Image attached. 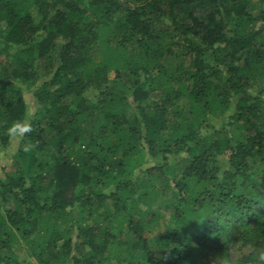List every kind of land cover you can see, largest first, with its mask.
Instances as JSON below:
<instances>
[{
	"label": "trees",
	"instance_id": "trees-1",
	"mask_svg": "<svg viewBox=\"0 0 264 264\" xmlns=\"http://www.w3.org/2000/svg\"><path fill=\"white\" fill-rule=\"evenodd\" d=\"M14 135L0 264H264V0H0Z\"/></svg>",
	"mask_w": 264,
	"mask_h": 264
},
{
	"label": "rangeland",
	"instance_id": "rangeland-1",
	"mask_svg": "<svg viewBox=\"0 0 264 264\" xmlns=\"http://www.w3.org/2000/svg\"><path fill=\"white\" fill-rule=\"evenodd\" d=\"M30 15L33 19V21L35 23H37L39 21V17L36 14V10L34 7H31L29 9ZM108 78L111 79L113 78V74L109 73L108 74ZM232 113V110L226 112L225 114H223V116H217V117H211L209 124L214 126L215 128L221 126L224 122H226V118ZM19 146V138L18 135H14L12 137V140L10 142L9 147L0 153V161L4 164H6V170H10L11 165L13 163V157L14 154L16 152V150L18 149ZM164 228V222L160 223L159 229L158 230H162ZM14 252L17 253L18 256H20L21 258H27V252L25 250V248L23 246H20L18 244L14 245Z\"/></svg>",
	"mask_w": 264,
	"mask_h": 264
},
{
	"label": "clouds",
	"instance_id": "clouds-1",
	"mask_svg": "<svg viewBox=\"0 0 264 264\" xmlns=\"http://www.w3.org/2000/svg\"><path fill=\"white\" fill-rule=\"evenodd\" d=\"M262 260H264V255H261V257H260Z\"/></svg>",
	"mask_w": 264,
	"mask_h": 264
}]
</instances>
